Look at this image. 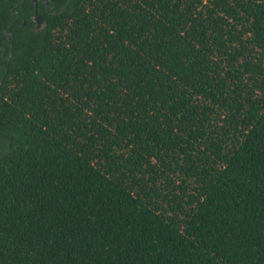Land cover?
I'll return each instance as SVG.
<instances>
[{"label":"trees","instance_id":"1","mask_svg":"<svg viewBox=\"0 0 264 264\" xmlns=\"http://www.w3.org/2000/svg\"><path fill=\"white\" fill-rule=\"evenodd\" d=\"M36 2L0 0V264H264V0Z\"/></svg>","mask_w":264,"mask_h":264},{"label":"flooded vegetation","instance_id":"2","mask_svg":"<svg viewBox=\"0 0 264 264\" xmlns=\"http://www.w3.org/2000/svg\"><path fill=\"white\" fill-rule=\"evenodd\" d=\"M37 3V2H36ZM67 3V2H66ZM65 3V4H66ZM52 5L48 4L45 1V7H52ZM42 17V16H41ZM34 21V20H33ZM24 22V21H23ZM43 23V21H42ZM35 24V22H34ZM36 25V24H35ZM13 35V33H12ZM10 35V32L7 31V33L4 32V34L2 36H0V60L3 62V60L8 59L10 57V54L12 52V44L10 42V37L12 36ZM0 62V69L3 66V63Z\"/></svg>","mask_w":264,"mask_h":264},{"label":"water","instance_id":"3","mask_svg":"<svg viewBox=\"0 0 264 264\" xmlns=\"http://www.w3.org/2000/svg\"><path fill=\"white\" fill-rule=\"evenodd\" d=\"M32 1H33L34 5H35V7H36V5H37L36 0H32ZM65 6H66V4L64 5V7H65ZM33 20H34V22H35V24H36V25H35L36 27H40V26H42L43 18L41 17V15H39V14L37 13L36 8H35V10H34ZM4 32L7 33V29H4ZM10 35H12V32H10Z\"/></svg>","mask_w":264,"mask_h":264}]
</instances>
